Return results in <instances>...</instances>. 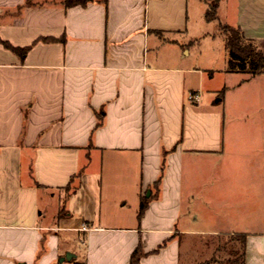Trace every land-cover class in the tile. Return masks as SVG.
<instances>
[{
    "label": "crops",
    "instance_id": "crops-1",
    "mask_svg": "<svg viewBox=\"0 0 264 264\" xmlns=\"http://www.w3.org/2000/svg\"><path fill=\"white\" fill-rule=\"evenodd\" d=\"M64 1L0 0V264H57L74 242L59 232L83 264H129L137 246L139 264H181L182 235L221 234L264 264V71L230 69L225 44L218 66L165 53L190 0ZM217 13L264 54V0ZM198 201L221 228H196ZM119 204L133 213L110 214Z\"/></svg>",
    "mask_w": 264,
    "mask_h": 264
},
{
    "label": "rangeland",
    "instance_id": "rangeland-1",
    "mask_svg": "<svg viewBox=\"0 0 264 264\" xmlns=\"http://www.w3.org/2000/svg\"><path fill=\"white\" fill-rule=\"evenodd\" d=\"M193 1H189V9H188V22H187V28L188 32L185 35H182V37L175 36L174 38H177L179 40L178 42L181 45H177V48L172 49V46H165L163 48V51L165 53H168V51H172L174 53H178L179 56L185 57L189 61H195L196 64L201 65L202 63H205L206 61L210 60L211 58H214V66H218L219 63H221L223 57H224V38L226 35H228V32H225L223 25H226L223 23L219 18L214 19L210 21L207 24H204L203 20H201L199 16V4L192 3ZM203 11L206 8V3L204 1L201 2ZM218 15V13H217ZM204 25V26H203ZM203 26V27H201ZM206 28V30H209L210 32H214L217 34L214 44L208 45L204 42V38L198 37V34H200L199 29ZM203 30V29H202ZM202 32V31H201ZM194 34V35H193ZM197 36V37H196ZM224 37V38H223ZM186 38V39H185ZM191 40L190 43H188V40ZM189 51V54L186 53ZM186 52V53H185ZM202 66V65H201ZM264 96H260L259 100H263ZM261 119L262 114L260 113ZM247 130V129H246ZM245 129L242 131H246ZM249 131L251 129H248ZM235 128L233 129V134L235 133ZM252 130L250 131V133ZM253 134L256 133L259 136V146H260V153L258 154V164L263 165L264 163V122L260 121V126L258 129L253 130ZM256 160V159H255ZM197 168L199 170H203V166L198 165ZM261 183H264V180L261 177ZM108 201V200H107ZM102 202V201H101ZM202 202L198 201L197 207L192 211L191 216L195 217L196 219V228H221V218H220V210L219 208H213L211 211L208 209V215H205V211L203 208ZM103 207V206H102ZM110 214H123V215H131L133 213V209L130 207L128 208L127 205H110L109 208H107ZM102 213V212H101ZM263 215V214H262ZM59 243L61 245H64L68 242V239H70V236L74 238L73 246L71 247L70 254L73 255L71 258H63L62 261H60V258L58 259L59 262L57 264H76L80 263L82 264L83 254H84V247L83 244H81V240L75 233L70 232H59ZM73 234V235H72ZM231 235H182L180 238L181 242V264H194L196 262L197 264H214L216 262H223V259L231 254V251H233L235 246H239L240 241H232ZM67 253H65L62 257H65ZM77 254V255H76Z\"/></svg>",
    "mask_w": 264,
    "mask_h": 264
},
{
    "label": "trees",
    "instance_id": "trees-1",
    "mask_svg": "<svg viewBox=\"0 0 264 264\" xmlns=\"http://www.w3.org/2000/svg\"><path fill=\"white\" fill-rule=\"evenodd\" d=\"M87 0H65L66 5L73 4H85ZM105 1V0H103ZM207 7L205 11V19L207 21H212L217 19V8L220 0H204ZM224 34L228 32L225 36V48L227 50V65L230 69L238 70H251V71H264V54L249 40H247L239 28L231 27L229 25H223ZM62 40H64L62 38ZM12 50L23 56L27 47L19 48L13 47L7 44ZM101 120L95 124V128L100 126ZM163 172V165L161 166V174ZM157 180V184H158ZM147 200L143 197L141 199L138 209V217H141L142 213L146 208ZM244 243V241H242ZM165 244V241L161 243L156 249L160 248ZM155 249V250H156ZM232 252V251H231ZM233 259L228 258L226 264H242L243 252L235 251L232 252ZM143 255V251L140 246H137L131 253L129 264H139V259ZM80 264V263H76ZM83 264V263H82Z\"/></svg>",
    "mask_w": 264,
    "mask_h": 264
},
{
    "label": "water",
    "instance_id": "water-1",
    "mask_svg": "<svg viewBox=\"0 0 264 264\" xmlns=\"http://www.w3.org/2000/svg\"><path fill=\"white\" fill-rule=\"evenodd\" d=\"M71 257H73V255L72 254H70V253H67L66 255H65V257H61L60 258V261H62L63 260V258H71Z\"/></svg>",
    "mask_w": 264,
    "mask_h": 264
},
{
    "label": "built area",
    "instance_id": "built-area-1",
    "mask_svg": "<svg viewBox=\"0 0 264 264\" xmlns=\"http://www.w3.org/2000/svg\"><path fill=\"white\" fill-rule=\"evenodd\" d=\"M194 97V95H190V98H193ZM83 229H86V227H83Z\"/></svg>",
    "mask_w": 264,
    "mask_h": 264
}]
</instances>
